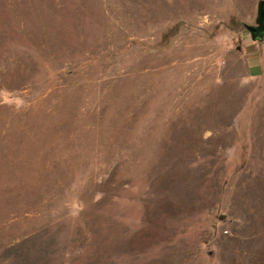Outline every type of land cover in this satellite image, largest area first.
Listing matches in <instances>:
<instances>
[{
  "label": "rangeland",
  "instance_id": "rangeland-1",
  "mask_svg": "<svg viewBox=\"0 0 264 264\" xmlns=\"http://www.w3.org/2000/svg\"><path fill=\"white\" fill-rule=\"evenodd\" d=\"M260 1L0 0V264H264Z\"/></svg>",
  "mask_w": 264,
  "mask_h": 264
},
{
  "label": "water",
  "instance_id": "water-1",
  "mask_svg": "<svg viewBox=\"0 0 264 264\" xmlns=\"http://www.w3.org/2000/svg\"><path fill=\"white\" fill-rule=\"evenodd\" d=\"M256 24L257 26L245 25L244 27L254 42H261L264 38V0L258 3Z\"/></svg>",
  "mask_w": 264,
  "mask_h": 264
},
{
  "label": "crops",
  "instance_id": "crops-1",
  "mask_svg": "<svg viewBox=\"0 0 264 264\" xmlns=\"http://www.w3.org/2000/svg\"><path fill=\"white\" fill-rule=\"evenodd\" d=\"M245 42H247V45L249 46V45H251V44H253V43H255L252 39H248L247 41H245ZM254 45V44H253ZM253 45H251V47L253 46ZM245 46V45H244ZM244 46H243V54L245 55V53H244ZM245 58H246V62H247V65H248V67H249V63H248V60H247V56L245 55ZM263 61H264V59H263V52H262V50H261V48H260V59H259V65L256 67V68H250V70H255V71H259V70H261L262 68H263Z\"/></svg>",
  "mask_w": 264,
  "mask_h": 264
},
{
  "label": "flooded vegetation",
  "instance_id": "flooded-vegetation-1",
  "mask_svg": "<svg viewBox=\"0 0 264 264\" xmlns=\"http://www.w3.org/2000/svg\"><path fill=\"white\" fill-rule=\"evenodd\" d=\"M255 26H257V24Z\"/></svg>",
  "mask_w": 264,
  "mask_h": 264
}]
</instances>
